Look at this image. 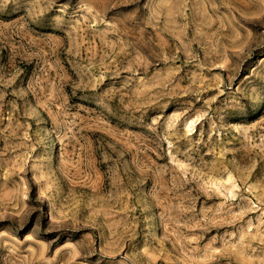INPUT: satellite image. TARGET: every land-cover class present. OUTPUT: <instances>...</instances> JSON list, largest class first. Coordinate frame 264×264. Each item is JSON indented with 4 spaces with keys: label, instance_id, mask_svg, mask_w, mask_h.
<instances>
[{
    "label": "rangeland",
    "instance_id": "1",
    "mask_svg": "<svg viewBox=\"0 0 264 264\" xmlns=\"http://www.w3.org/2000/svg\"><path fill=\"white\" fill-rule=\"evenodd\" d=\"M0 264H264V0H0Z\"/></svg>",
    "mask_w": 264,
    "mask_h": 264
}]
</instances>
